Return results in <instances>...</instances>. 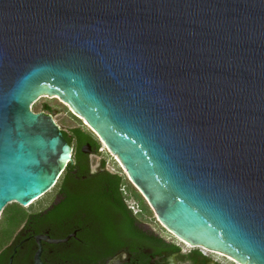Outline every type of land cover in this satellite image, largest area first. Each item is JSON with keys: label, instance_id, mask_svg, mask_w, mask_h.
<instances>
[{"label": "water", "instance_id": "1", "mask_svg": "<svg viewBox=\"0 0 264 264\" xmlns=\"http://www.w3.org/2000/svg\"><path fill=\"white\" fill-rule=\"evenodd\" d=\"M44 96L168 230L264 264V0H0V216L72 161L56 113L32 110Z\"/></svg>", "mask_w": 264, "mask_h": 264}, {"label": "flooded vegetation", "instance_id": "2", "mask_svg": "<svg viewBox=\"0 0 264 264\" xmlns=\"http://www.w3.org/2000/svg\"><path fill=\"white\" fill-rule=\"evenodd\" d=\"M94 140L82 147L81 157L72 146V161L57 191L39 207L6 206H21L24 219L11 240L0 246V264H224L210 249L204 254V247H192L170 230L168 238L149 228L143 221L148 210L141 203H136V213L128 206L131 185L120 184L117 195L114 184L103 177L116 173L106 168L104 161L93 167L90 155L103 151ZM86 168L87 173H82ZM93 189L99 194H92ZM117 198L125 206L123 211L117 210ZM13 217L12 211L9 222ZM133 218L136 222L130 230L134 234H129L122 224Z\"/></svg>", "mask_w": 264, "mask_h": 264}, {"label": "rangeland", "instance_id": "3", "mask_svg": "<svg viewBox=\"0 0 264 264\" xmlns=\"http://www.w3.org/2000/svg\"><path fill=\"white\" fill-rule=\"evenodd\" d=\"M48 104L52 106L55 114V120L61 127L62 131L71 133V131L74 128H82L86 132L90 133L93 138H96L98 142L102 145L103 151L101 155H90V160L93 164V167L96 168V166L104 161L106 168H108L111 172L120 173L121 175L126 176L128 183L131 185L132 188L136 189L134 185H132L128 179V176L125 173V169L122 167L120 162L117 160V156L113 154L102 142V140L99 138V136L96 134V132L88 125V123L85 121V119L75 112L69 104L64 102L62 99L58 97H52V96H44L38 99L34 102L32 105V110L35 112H46L45 105ZM74 148H76V143L73 142L71 144ZM125 179V177H124ZM61 180H59V183L45 196L41 197L37 201L33 202L31 205L27 206L26 208H37L39 207L40 203L45 200L46 198L50 197L53 193H55L58 189V186L60 184ZM125 183L127 181L124 180ZM137 190V189H136ZM151 209V207H150ZM16 210H19L17 212ZM152 210V209H151ZM14 212V217L12 221L9 222V215L11 212ZM147 216L143 218V221L148 224L149 228H153L160 234H162L165 237L169 238L168 229L157 219L155 213L152 210V213H149L147 211ZM142 217V214L140 215ZM24 219V210L21 206H17L15 204H11L8 208L4 209V212L1 214L0 218V229L3 226H6L5 231H0V246H4L7 244L11 238L13 237L14 233L16 232L17 228L21 224L22 220ZM215 257L218 258L220 261H222L224 264H237L231 260H229L226 257H223L221 255L215 254Z\"/></svg>", "mask_w": 264, "mask_h": 264}, {"label": "trees", "instance_id": "4", "mask_svg": "<svg viewBox=\"0 0 264 264\" xmlns=\"http://www.w3.org/2000/svg\"><path fill=\"white\" fill-rule=\"evenodd\" d=\"M52 110H53L52 106L47 104L45 111L48 113H52ZM63 134H64L65 139L70 144H73V142L76 143V148H77L79 157H81V149L85 144H87L89 142L95 143V140L92 137V135L80 127L74 128L70 134L63 131ZM81 171H82V173H87V168H86V170L82 169ZM96 177H97L96 175H93V178H96ZM103 177L108 179L111 184H114L115 192L117 195H118V193H121V191H119L120 184H124L125 183L124 180L127 181V183H128L126 176L121 175L120 173H116V174L108 173V174L103 175ZM124 177H125V179H124ZM93 184L97 185L96 182H94ZM111 191H112V187H111ZM91 193L94 195L99 194L98 191L95 189H93L91 191ZM126 199H128V202L133 201L137 204L141 203L143 205V207L149 211V213H152L150 206L148 205V203L146 202V200L144 199V197L141 195V193L138 190L131 187V194H129ZM116 204H117V210L123 211L125 209V206L123 205L120 198H117ZM3 212H4V210L2 211V213ZM0 218H1V216H0ZM135 222L136 221L134 218L132 220H130L129 222H126V223L124 222L122 224L123 230H125L129 234L130 233L134 234V232H131L130 228L135 225Z\"/></svg>", "mask_w": 264, "mask_h": 264}, {"label": "bare ground", "instance_id": "5", "mask_svg": "<svg viewBox=\"0 0 264 264\" xmlns=\"http://www.w3.org/2000/svg\"><path fill=\"white\" fill-rule=\"evenodd\" d=\"M116 158H117V160L120 162V160L118 159V157H116ZM120 164L122 165L121 162H120ZM122 167H123V165H122ZM187 244L193 247V245H191L190 243H187ZM203 249H205L206 252H209V251L207 250V248H203ZM212 251H214V250H212ZM214 253H216V254H218V255H221V256H223V257H226V258H228L229 260H231V261H233V262H235V263H237V264H241L240 262H238L237 260H235L234 258H232L231 256H229V255H227V254H225V253H222V252H219V251H214Z\"/></svg>", "mask_w": 264, "mask_h": 264}, {"label": "built area", "instance_id": "6", "mask_svg": "<svg viewBox=\"0 0 264 264\" xmlns=\"http://www.w3.org/2000/svg\"><path fill=\"white\" fill-rule=\"evenodd\" d=\"M128 206L133 212H135V213L137 212L138 206H137V204L135 202L129 201L128 202ZM201 252L205 254L206 250L205 249H201Z\"/></svg>", "mask_w": 264, "mask_h": 264}]
</instances>
